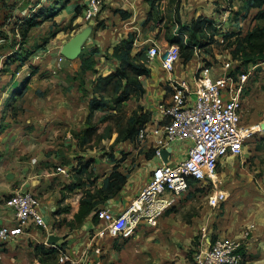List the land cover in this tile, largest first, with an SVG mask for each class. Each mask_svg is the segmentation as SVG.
<instances>
[{
  "label": "rangeland",
  "instance_id": "374dc122",
  "mask_svg": "<svg viewBox=\"0 0 264 264\" xmlns=\"http://www.w3.org/2000/svg\"><path fill=\"white\" fill-rule=\"evenodd\" d=\"M72 1L71 5L80 3L76 10L79 8L82 11L85 7V0H0V58L5 60H2L0 76H4L6 81L10 78V84L8 83L10 86L16 81L15 76L18 72L15 70L16 65L22 62L19 59L17 64L8 68L11 63H7L6 58L13 55L25 58L23 66H30L32 69L38 68L36 64L38 63L42 71L27 88L23 101L29 100L28 108H31L36 117L42 118L44 113H56L67 117L61 120L59 129L57 128L55 132L51 131V135H48V140L54 142L55 147L50 143L51 145L46 148L53 149L47 151V155H54V152H57V155H54L56 157L54 162L69 169L68 182L62 178L59 183L63 185L60 188L63 197L71 198L67 203L64 200L67 206H70L79 194H82V197L88 194H100V191L107 193V178L115 169L127 177L134 169H137L139 178L148 177L151 173L145 158L136 149L142 148L135 147L131 143L129 147L125 146L127 149L119 145L122 149L125 148L126 152L124 149L122 153L117 150L118 142H122V140L116 141L122 128L119 123L126 122L128 115L149 112L140 104V99L136 98L141 93L130 85V89L127 87L126 90L132 93L125 101H119L121 91H112L111 95L105 92L101 101L106 104L92 110L88 105L91 101H96L95 98L99 95L94 94L91 86L85 88L84 84L87 78L89 84H91L90 79L93 80L91 71L94 60L88 58L85 62V70L78 72L77 75L70 70H62L60 49L71 34L60 31L55 35L54 30L62 19L70 17L72 6L68 5ZM230 2L234 9L240 7L237 0ZM154 10L157 15L161 12L157 5ZM36 13H39L38 18L41 19V23L30 29L27 42L21 45L19 43L22 40L21 34L26 27L24 19ZM234 13L235 19L236 17L240 19V16ZM159 15L163 17V13ZM243 20L242 24L238 23L236 28L226 29L222 34L218 32L217 27L209 25V30L216 35H207L203 42L190 40L187 33L181 37V24H178L170 27V32H174L171 41L182 46V57L187 48H190L198 50L201 56L203 54L202 62L218 63L230 59L233 64H239L243 68L246 66L241 59L245 53L242 37L257 24L262 23V19L257 15L256 21L250 17L247 19L244 17ZM83 21L87 20L83 19ZM146 47L140 51L143 52ZM257 63L259 64L250 78L246 92L243 122L246 126L258 127L246 143L243 156L241 154L240 157L229 156L219 166L221 181L218 182V187L226 191V199L218 206L209 204L208 193L216 188L213 184L207 190L199 187L190 189L172 209L160 217L156 225L142 223L131 239L122 242L117 238L111 242L109 248L112 252L123 251L126 259H143L141 264H187L191 259L192 251L199 244L202 227L207 226L213 238L226 234L243 241L245 250L247 249L243 264L251 259H264V243H262L264 240V128L261 126L264 122V60ZM21 88L23 87L19 86L13 92L8 91L12 92L10 95L7 94L11 107L9 108L8 105L5 112L8 110L16 117L25 111L20 102L12 108L13 97L17 96L16 99H19L21 97L19 95L24 91ZM61 103L66 106L60 108ZM89 108L91 112L88 114ZM44 122L41 120L39 123ZM89 124L97 127L96 134L93 139H87L82 144L81 134ZM3 125L5 127L6 122ZM36 134L27 142L30 152L21 151L20 161H16L17 168L20 169L30 158L42 159V130ZM129 139L134 142L133 138ZM131 147L136 149L134 153H132L133 149H128ZM2 156L4 157V154L0 149V157ZM239 164L242 168L238 167ZM52 165L56 167L54 163ZM99 197L102 199V195ZM100 207L103 206H98L96 209ZM253 228L261 230L257 241L253 237ZM260 241L261 246L256 245ZM42 255L45 258L44 264L56 263L54 253L43 251ZM155 259L168 261L158 263ZM169 259L187 260L179 263Z\"/></svg>",
  "mask_w": 264,
  "mask_h": 264
},
{
  "label": "crops",
  "instance_id": "0c3cea01",
  "mask_svg": "<svg viewBox=\"0 0 264 264\" xmlns=\"http://www.w3.org/2000/svg\"><path fill=\"white\" fill-rule=\"evenodd\" d=\"M86 1L84 2L86 3ZM230 1L234 0H156L157 8L161 9V12H158L157 15L148 0H103V10L100 15L94 21L85 22L83 21L84 8L80 13L76 10V7L80 3L71 5L73 1L69 2L68 6H72L70 7L72 11L70 17L62 19L54 30L55 35L60 31L71 34L60 49L62 70L67 69L71 73H74V75H77L78 72L85 70V67H82L84 60L92 58L94 60L91 71L93 80L90 79L91 84H89V79L87 78L84 85L86 86L85 88H89V86L94 88L98 83L99 76L108 75L120 67L121 60L115 55L118 47L123 46L124 49H129L132 56L137 55L143 47L153 43H157L164 50L170 44V37L174 33L172 31L169 33L170 27L178 24L191 27L198 20L206 19L209 24L217 27L218 32L222 34L226 29H230L231 27L236 28L238 23L242 24L244 17L245 19L250 17L256 21L257 15L264 10V2L260 3L259 0H237L240 4V7L237 9H234L235 7L232 6ZM243 4L246 5L244 6ZM234 12L240 16V19L239 17L235 19ZM162 13L163 17L159 15ZM167 19L169 21H166ZM82 31L86 35L82 43L80 55L76 58L65 56L62 52L63 46L75 34ZM203 58V54L201 56L198 50H194V54L189 61H185L183 57L179 58L173 71H166L162 67L159 57L149 62V67L151 68L150 74L139 76V80L145 91L136 96V98L140 99V104L144 105V109L149 110L150 119L146 123L150 124L151 127L160 124L162 114L159 104L161 101L171 98L173 81L181 78L192 79L203 63ZM2 60L4 59L0 58V69L2 68ZM14 64H17V62L10 64L8 68H11V65L13 66ZM36 64L38 68L35 67V69L21 64L16 65L15 70L18 72H16V81L13 82L12 86L9 85L10 78L6 81L4 76H0V91L3 89L0 93V149L4 154V157H0V226L15 221L14 210L6 204V200L15 191L22 190L31 191L40 199V210L46 217L51 229H44L31 223L17 237L8 241L0 240V264H43L42 244L46 248L53 246L58 248L63 247L61 249L67 251L72 258L71 264H141L143 259H126L123 251L112 252L109 244L117 238L111 236L104 239L91 238V235L101 224L99 217L98 221H94L93 216L98 206L107 207L116 213L123 210L142 190L151 173L148 177L139 178L137 169H134L127 177V183L117 194L105 199L103 195L102 199L99 196L96 197V200L100 201H96L95 208L90 212L82 227L71 228L68 226L66 222L74 218L80 208L82 198L86 195L81 197L82 194H77L78 198L70 203V206L65 204V201L66 203L70 202L71 198L63 197L62 190H60L63 185L59 183L62 178L68 182L67 175H69V169L67 166H64L68 169L67 173L58 170V166L62 165L54 162L56 160L54 155H57V152H54V155H47V151L53 150L46 149L47 146L49 147L53 144L52 147H55L54 142L52 143L48 140V135H51V131L55 132L57 128L59 129L61 127V120L67 119V117L56 113H44L42 118L36 117L33 114L34 112L32 113L31 108H28L29 100L23 101L24 95L27 94V88L33 79L37 77V74L39 76L42 71L39 64ZM85 74L87 73L85 72ZM19 86L23 87L21 89L24 91L22 90L23 92L19 95L21 96L19 99H16L17 96L14 95V106L12 108H15L20 102L25 111L16 117L15 114H11L8 110L5 112V108L11 102L7 94L10 95ZM10 90L12 92L9 93L8 91ZM65 106L64 103L60 104V108H64ZM89 110L90 108L88 109V114L91 112ZM6 114L8 115L6 116ZM41 120L45 122L40 124ZM4 122H6L5 127L3 125ZM41 130L42 159L30 158L20 169L17 168L16 161H20L21 151L25 152V150H28L30 152L27 142L28 140L30 141L32 135H37L36 132L39 133ZM131 143L135 147L139 146L142 148L140 150L136 149L145 158L150 172H152L155 164L163 161L162 157L155 155V148L163 145V138L153 134L146 146H141L135 142H131L130 139H125L122 142H118L117 150L119 153H122L126 148L125 146L129 147ZM120 144L125 147L123 148L124 150L121 146L119 147ZM189 144V141H172L169 145L172 146L171 160L182 158ZM245 147H247L246 144ZM128 149L132 150L133 148ZM136 149H133L132 153ZM244 149L241 155L246 151ZM53 163L56 167L52 165ZM229 163L232 162L229 161ZM240 166L239 164L238 167ZM9 173H12L11 177H8ZM203 228L209 229L207 237L213 238L211 230L207 226L202 227L200 238L202 237ZM252 230L253 237L257 241L261 230L257 228H253ZM50 234H55L59 237L55 243L49 242ZM218 236L231 237L226 234ZM118 239L122 242L128 240ZM260 243L261 241L256 243V245L261 246ZM262 243H264V240ZM97 247L101 248L100 252L95 250ZM155 260L158 263H167L168 261L167 259ZM169 260L172 262L173 260L179 261L180 263L187 259ZM246 264H264V259H251Z\"/></svg>",
  "mask_w": 264,
  "mask_h": 264
},
{
  "label": "built area",
  "instance_id": "2783aa9c",
  "mask_svg": "<svg viewBox=\"0 0 264 264\" xmlns=\"http://www.w3.org/2000/svg\"><path fill=\"white\" fill-rule=\"evenodd\" d=\"M102 10L103 0H87L83 17L94 21ZM146 54L149 62L159 57L166 71H173L176 61L182 57L176 42H170L164 50L157 43L149 44ZM258 64L242 68L230 59L218 63L204 61L192 79L173 81L171 98L159 104L160 124L151 127L145 123L134 142L146 146L153 134L163 138V145L155 148V155L162 157V149L172 141H189L185 155L172 163L163 160L155 164L142 190L123 210L116 213L107 207L98 208L96 213L101 224L91 238L129 239L142 223L156 225L165 212L195 187L206 190L211 184L216 187L208 193L212 206L226 199V191L218 187L219 166L227 157L239 156L249 137L257 131L255 125H244L243 114L248 84ZM58 170L68 172L64 166H58ZM6 204L14 210L15 221L0 226L1 241L17 237L31 223L51 229L40 210V199L31 191H15ZM208 233L209 230L203 228L199 244L187 264L244 263L246 250L241 239L210 238ZM95 250L100 252L101 248ZM71 263L69 253L60 249L56 264Z\"/></svg>",
  "mask_w": 264,
  "mask_h": 264
},
{
  "label": "trees",
  "instance_id": "16d2710c",
  "mask_svg": "<svg viewBox=\"0 0 264 264\" xmlns=\"http://www.w3.org/2000/svg\"><path fill=\"white\" fill-rule=\"evenodd\" d=\"M152 5V8H156V0H148ZM260 3H263L264 0H259ZM258 3V4H260ZM77 12H81V9L78 8ZM39 13L32 15L31 17H27L24 19L25 29L22 32V40L19 42L21 45L25 44L28 40V35L30 29L35 27L41 23V19H39ZM258 17L262 19V23L257 24L251 31H249L245 36L242 37L241 42H244L243 50H245L244 56L241 57L242 62L247 67L251 63H255L258 61L264 60V10L258 14ZM209 24L206 19L198 20L194 23L191 27L187 25H180V36L182 37L184 33L188 34V38L192 41H205L207 35L215 34L209 30ZM170 33V31H169ZM169 36V35H168ZM171 40V37H170ZM175 42V41H171ZM180 45V44H179ZM148 46L142 52L135 56L130 54L129 49H124L123 46L118 47L115 51V55L121 60L120 67L104 76H99L98 83L94 86L93 91L94 94H98L95 98L96 101H91L89 106L92 110H96L97 108H101L106 102H102L101 99L103 98V94L108 92L109 95L112 91L118 92L121 91L122 95L119 97V101H125L126 98L132 93L131 91H127V87L133 85L137 91L143 93L145 91L143 85L139 80V76L142 74H150L151 68L149 67V61L147 58V51ZM180 49L182 50V46L180 45ZM182 52V51H181ZM194 54V50L187 48L185 54L183 55L185 61H189ZM19 59L23 64L22 58L18 55H13L10 58H6L7 63H14L17 62ZM28 59V58H27ZM26 59V60H27ZM29 60V59H28ZM88 61L87 59L84 60L82 67H85V62ZM10 65V64H9ZM130 89V87H129ZM103 103V104H102ZM150 119V113H134L132 115H128V119L126 122L119 123L122 128L119 130V134L116 141L125 140L129 138H135L138 130ZM97 131V127L92 124H89L86 129L81 134L80 142L83 144L87 139H93ZM127 183V176L124 175L121 171L115 169L111 175L107 178V186L106 189L108 190L107 193L105 191H100V194H88L82 198L80 202V208L78 212L75 214L74 218L67 221L66 223L71 228H79L82 227L85 220L88 218L90 212L95 208L96 205V197L99 195H103L104 199L109 198L117 194L119 191L122 190L123 186ZM94 221H98V215L95 213L93 216ZM63 247H51L46 248L44 244H42V252H52L55 254V259H57L59 250ZM45 258L42 257L43 264L45 263Z\"/></svg>",
  "mask_w": 264,
  "mask_h": 264
},
{
  "label": "water",
  "instance_id": "95a60500",
  "mask_svg": "<svg viewBox=\"0 0 264 264\" xmlns=\"http://www.w3.org/2000/svg\"><path fill=\"white\" fill-rule=\"evenodd\" d=\"M85 32H79L75 34L62 48V52L65 56L69 58H76L80 55L82 50V43L85 37ZM261 126L264 128V122L261 123ZM172 146L163 148L161 151V156L163 160L167 163H172L171 160ZM12 173H9L8 177H11ZM58 236L55 234H50L49 242L55 243L58 240Z\"/></svg>",
  "mask_w": 264,
  "mask_h": 264
},
{
  "label": "bare ground",
  "instance_id": "6f19581e",
  "mask_svg": "<svg viewBox=\"0 0 264 264\" xmlns=\"http://www.w3.org/2000/svg\"><path fill=\"white\" fill-rule=\"evenodd\" d=\"M256 127H258V126H256ZM250 137H252V136H250ZM250 137H249V138H250ZM248 141H249V139H248Z\"/></svg>",
  "mask_w": 264,
  "mask_h": 264
}]
</instances>
